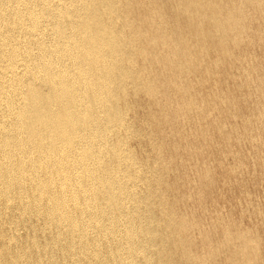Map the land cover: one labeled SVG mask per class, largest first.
I'll return each instance as SVG.
<instances>
[{"label":"bare ground","instance_id":"1","mask_svg":"<svg viewBox=\"0 0 264 264\" xmlns=\"http://www.w3.org/2000/svg\"><path fill=\"white\" fill-rule=\"evenodd\" d=\"M248 45L260 58L237 61ZM223 62L237 74L217 92ZM238 98L241 125L217 123ZM262 111L264 0H0V264L264 261L259 231L229 214L207 230L188 203L226 168L212 135L226 141L214 155L234 154L230 136H258Z\"/></svg>","mask_w":264,"mask_h":264},{"label":"rangeland","instance_id":"2","mask_svg":"<svg viewBox=\"0 0 264 264\" xmlns=\"http://www.w3.org/2000/svg\"><path fill=\"white\" fill-rule=\"evenodd\" d=\"M253 23L256 25H258V24L261 25V23H258V21L257 22L254 21ZM237 51L240 52L238 55L237 61L241 58V56L244 57L246 55H251V54H249L251 52L255 53V56L260 58V55L258 56L256 54V50L253 49L250 45H248L247 47L245 46L243 48L241 47ZM212 56H215V55L212 54ZM243 64H246V63H243ZM219 66L220 67H219L218 74L216 76L214 75L213 78L211 79L212 80V86L211 87L214 86L213 90L215 89V90H217V92H219V90L221 91V89H222V91L223 90L226 91L227 89L231 90L234 87L233 83H232L233 79L231 80V78H232L231 74L233 76V75L237 74V71L232 66H229L228 62L227 63L223 62ZM245 66L246 65H244L243 67H245ZM225 68H228V70L225 71ZM226 72H228L229 74L231 73L229 75L230 77L228 76V74ZM232 72L233 73L236 72V73L233 74ZM225 74H227V75H225ZM214 80L218 83L220 82L219 83L220 86L217 85V83ZM222 81H223V83H222ZM229 83H231L232 85ZM214 84H216V85H214ZM222 84H224L223 85L224 87L222 86ZM216 87L221 88V89H218ZM196 90H197L196 95H198V92L199 93L201 92L200 94H203V92L206 93L205 92L206 88L204 89V87H202V86L196 87ZM238 100H240V101H238ZM238 100L233 99L232 103L230 105L226 106L225 113L226 114L228 113V114L224 115V113H221L220 116L218 115L217 116L218 120H216L217 123L222 122L225 125L230 126V127H235V126L238 127L239 125H241V122H243V120H244L243 117H245L244 115L247 114L246 113L247 112L246 106L248 105V101L250 100V98L249 99L248 98L247 99L246 98H244V99L238 98ZM137 101H136V103L138 104V106L136 108V111L134 112V119H133L134 125L135 126H137V125H139V126L143 125L144 126L142 120L145 119V110H146L145 107L147 106L148 101L141 96L138 97ZM139 103H140V105H139ZM139 106H141V107L139 108ZM227 108L230 110L228 111ZM262 112L263 113H261L260 115H257L256 117H261V115L264 117V111H262ZM232 115L233 116L235 115V116L233 117ZM210 117H212V118L215 117V111H214V113H212V115H210ZM258 119L259 118H257V119L255 118V120H258ZM260 119H261V121L263 120L262 117ZM260 119L257 122L255 121L254 127L256 126V124H259L261 122ZM145 127L146 126H144V128ZM259 131H261V130H259ZM259 133L262 135H259ZM259 133L258 134L255 133L258 136H255L254 133H246L247 137L244 136V137H241L239 139L237 137V134L231 135L230 137H232V138H230V146L233 149L232 151L234 154L225 153V154H221V155H216V154L214 155L213 149L216 147H220L226 141L225 140L223 141L224 138L219 137L217 134L214 137L213 136L214 134H213L212 139H210V141L212 142V140H213L212 144L214 147L211 145V142L208 141L209 144L207 143V146L208 147L210 146V147H209V149L206 148L207 154L209 155L208 157H209L210 162L212 161V163L214 165L222 163L224 165V167H226V168L228 166L230 168V166H231V168L233 169V172L231 169H230L231 170V172H230L229 168L228 169L225 168L224 171H222V173L219 176L217 174V172L219 170L216 169L217 170V172H216V177H217L216 178V180H217L216 184L213 187L202 186V188H205V190L203 189V191L209 192L208 196L206 198L202 199L203 201L200 203L198 200L200 195L189 194L190 198L188 197V203L195 210L198 211L200 208V212H204V213L208 214V215H206V217L204 219L201 220V225H203L205 227V229H207V230H209L211 228V226H213L214 224H217L215 218H217L218 214H220L219 215L220 217L223 216V218L229 214L228 215L229 217L227 216L226 218L231 219V220L237 219L241 224V225H239V223H238V225H239L238 227H240V229H244V228L245 229L246 228L253 229L254 228L253 230H255L256 232L259 231L258 232L259 235L260 234L262 235V236L260 235V238H261V242L263 244L261 245V247H259L258 252L261 251L260 253L262 255V260H264V231H263L264 230V172H263L264 160H262V159H264V157L263 158L261 157V155H262L261 150H262V146L264 145L263 144L264 143L263 142L264 130L262 132H259ZM248 135H250V136H248ZM252 137H253V139H252ZM254 137L255 138L258 137V138L255 139ZM146 140L147 139H141L140 141H137V143H136V140H133V141H131V145H133V148L136 151H139V152L142 151L145 154H150L151 151L149 150V147H148ZM159 140L160 139L158 138L157 142ZM236 140L239 141V144L236 142ZM250 140H252V141H250ZM253 140H256L257 142L258 141L259 142L256 143V141H253ZM216 141H217V143H215ZM138 143H140V145ZM215 144H217V145H215ZM255 145H256V147H254ZM257 146L259 148H257ZM253 148H254V150H253ZM211 149H212V151H211ZM257 150H258V152H257ZM253 151H255V152H253ZM210 152H211V154H209ZM235 153L237 156H235ZM237 153H239V154H237ZM257 153H260V154H257ZM255 156H257V157H255ZM258 156H260V157L258 158ZM261 161H263V163ZM257 162L258 163L260 162V164H258ZM261 163H262V165H261ZM186 164H188V163L186 162ZM184 167H186V165H184ZM184 167L182 169L181 166H179V168H180L179 174H178V177L180 179L178 182L179 186L184 182L192 181V177H193L192 176V174H193L192 168L191 167L184 168ZM190 168H191V170H190ZM167 172L165 174H167ZM168 174H171V175L169 176ZM168 174L164 175L165 180H167L169 182H171V181L173 182V180L175 181V179L173 177L174 174H172L170 172H168ZM202 184H205V183H202ZM178 189H179V198H180V196L181 197L187 196V194L185 192L181 191L180 187ZM203 191H202V193H203ZM196 201H198V202L195 205L194 203ZM202 209L204 211H202ZM218 211L221 213H219ZM189 212L192 213L194 211L191 209V210H189ZM253 213H254V215L256 214L255 217L253 216ZM209 215H210V217H209ZM210 224H212V225L210 226ZM258 264H264V261L258 262Z\"/></svg>","mask_w":264,"mask_h":264}]
</instances>
